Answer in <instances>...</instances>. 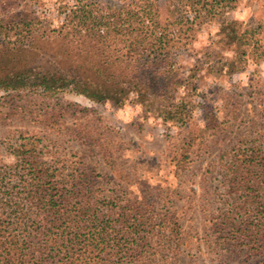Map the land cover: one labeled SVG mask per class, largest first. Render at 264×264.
Wrapping results in <instances>:
<instances>
[{
  "label": "rangeland",
  "instance_id": "374dc122",
  "mask_svg": "<svg viewBox=\"0 0 264 264\" xmlns=\"http://www.w3.org/2000/svg\"><path fill=\"white\" fill-rule=\"evenodd\" d=\"M82 1L99 10L131 0H0V166L28 150L165 216L143 264H264V236L248 244L224 223L237 196L224 163L234 147L264 140V0H235L222 19L201 23L178 0H158L171 39L161 66L142 72L112 62L130 42L117 29L78 37ZM99 71L130 82L110 92L122 99L97 101L62 84Z\"/></svg>",
  "mask_w": 264,
  "mask_h": 264
},
{
  "label": "trees",
  "instance_id": "16d2710c",
  "mask_svg": "<svg viewBox=\"0 0 264 264\" xmlns=\"http://www.w3.org/2000/svg\"><path fill=\"white\" fill-rule=\"evenodd\" d=\"M178 1L199 23L204 16L222 19L235 6V0ZM96 7V3L80 4L75 24L86 29H77L78 37L96 40L117 29L130 42L124 50L118 49L112 62L141 72L149 65L155 70L161 66L171 33L162 31L158 0ZM109 76L90 72L86 79L62 78V84L73 83L97 101H119L123 95L113 96L111 90L125 93L130 82L111 81ZM177 114L184 121L185 116ZM28 152L20 150L17 162L0 166V264H143L154 254L148 236L156 222L165 224V216L157 221L121 197L105 194L100 181L83 177L86 171L46 165ZM229 154L224 180L237 196L231 197L224 223L238 230L248 244L259 245L264 236V140L251 148L234 147Z\"/></svg>",
  "mask_w": 264,
  "mask_h": 264
}]
</instances>
